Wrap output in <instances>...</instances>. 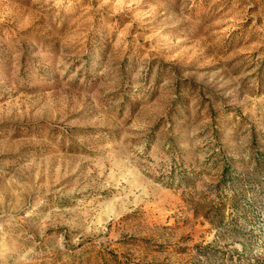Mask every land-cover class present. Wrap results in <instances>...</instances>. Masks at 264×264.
<instances>
[{
  "label": "rangeland",
  "instance_id": "374dc122",
  "mask_svg": "<svg viewBox=\"0 0 264 264\" xmlns=\"http://www.w3.org/2000/svg\"><path fill=\"white\" fill-rule=\"evenodd\" d=\"M0 264H264V0H0Z\"/></svg>",
  "mask_w": 264,
  "mask_h": 264
},
{
  "label": "trees",
  "instance_id": "16d2710c",
  "mask_svg": "<svg viewBox=\"0 0 264 264\" xmlns=\"http://www.w3.org/2000/svg\"><path fill=\"white\" fill-rule=\"evenodd\" d=\"M232 180L231 177V165L228 163H225L223 166V172H222V179L220 181L221 184L227 183Z\"/></svg>",
  "mask_w": 264,
  "mask_h": 264
}]
</instances>
